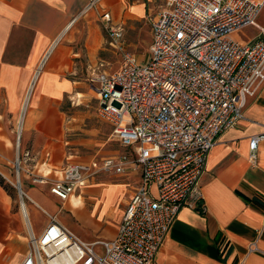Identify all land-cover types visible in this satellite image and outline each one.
I'll return each mask as SVG.
<instances>
[{"label":"built area","instance_id":"built-area-1","mask_svg":"<svg viewBox=\"0 0 264 264\" xmlns=\"http://www.w3.org/2000/svg\"><path fill=\"white\" fill-rule=\"evenodd\" d=\"M100 1L89 0L82 12ZM263 9L264 0H166L151 19L148 57L127 55L118 70L91 77L100 116L135 156L68 160L61 178L53 180L26 171L61 200L104 172L139 170L140 182L113 238L84 241L49 215L40 234L29 232L22 264H155L180 211L204 209L200 179L208 155L264 85V25L258 22ZM101 16L111 39H121L123 30L110 12ZM248 27L257 29L251 39L235 36ZM261 140L264 133L251 136L252 159ZM18 188L26 195L21 182Z\"/></svg>","mask_w":264,"mask_h":264},{"label":"crops","instance_id":"crops-1","mask_svg":"<svg viewBox=\"0 0 264 264\" xmlns=\"http://www.w3.org/2000/svg\"><path fill=\"white\" fill-rule=\"evenodd\" d=\"M155 1L101 0L95 11L84 13L89 0H0V163L13 160L19 123L17 145L26 154L30 151L33 160L23 169L50 180L61 178L63 166L74 160V114L63 108L64 100L74 107V90L80 83L74 73L83 62L79 57L84 55V64L94 65L105 39L95 19L106 10L116 26L133 23L145 17L147 4ZM262 133L264 85L248 98L245 117L219 136L208 155L200 179L204 209L180 211L155 264H264V140L255 159L250 149L251 136ZM25 175L26 185L23 181L21 186L35 210L55 215L84 241L93 242L116 235L141 173L98 174L66 200L52 194L48 183H33ZM108 193H116L112 201ZM0 198L9 206L10 197L1 189ZM22 203L29 232L40 234L49 220L37 233L29 216L31 206ZM74 222L82 230H74ZM16 242H7V256L0 257V264H22L27 252L15 250ZM3 245L0 240V255Z\"/></svg>","mask_w":264,"mask_h":264},{"label":"rangeland","instance_id":"rangeland-1","mask_svg":"<svg viewBox=\"0 0 264 264\" xmlns=\"http://www.w3.org/2000/svg\"><path fill=\"white\" fill-rule=\"evenodd\" d=\"M165 2L166 0L149 2L147 5L150 10L147 15L133 23H116L123 30V37L118 41H113L105 30L101 16L102 12L95 19L104 34L103 48L99 52L94 65L88 66L86 63L84 64L86 62L84 55L79 57V61L83 62L80 65L78 63V69L74 73V78L80 81L74 90V107L71 106V103H67V99L64 100L63 104V108L69 114H74V160L99 159L117 154H127L130 157L135 156V149L132 146L122 145L114 136L112 126L100 116L98 110L99 90L94 84H91V77L99 72H113L118 70L125 62L127 55H132L138 60H144L148 57L149 43L151 40V19ZM95 9L97 8L90 9V13L93 10L95 11ZM258 22L264 25V9L258 18ZM78 23L79 27L82 26L84 30L85 25L83 19H80ZM256 33L257 29L255 27H248L237 32L235 36L240 39L249 40ZM82 42H79L78 46ZM19 126L20 124L18 123V129L15 134L13 160L1 161L3 164L0 163V170H3L6 175L8 174V178L4 177L7 189L1 184L0 189L10 197L9 206H6V203L0 198V240L4 244L0 257L7 256L6 244L11 239L18 241L14 244L15 250L18 249L24 251V253L27 252L29 247L28 232L30 229V221L28 217L26 218V214L22 209V204H24L22 203L23 200L27 203L28 208L31 206L29 216L37 233L40 232V228L49 220V217L45 213L34 209L26 195L23 194L22 196L18 188L19 182L22 183L24 181L26 185L25 178L27 175L25 174H27V171L22 166H25V164L28 165V163L33 161L32 153L29 151L27 155L20 145H17L18 140L20 141L21 139V135H19L21 129L19 130ZM70 144L69 147L72 146ZM68 151L73 152L71 148ZM18 156L21 160L20 166L17 162ZM0 174L3 176L1 172ZM107 178L105 177L104 179L106 180ZM110 179L113 182L116 181L115 178L111 177ZM22 188L25 189L24 187ZM103 191L106 193V190ZM115 194H110V201L113 200ZM110 195L108 193V198H110ZM109 204L110 202L107 203L106 208ZM79 206L80 204L75 205L74 209ZM105 216L110 217L107 213H105ZM111 219H114V217H111ZM74 230L80 231L82 228L74 222Z\"/></svg>","mask_w":264,"mask_h":264},{"label":"bare ground","instance_id":"bare-ground-1","mask_svg":"<svg viewBox=\"0 0 264 264\" xmlns=\"http://www.w3.org/2000/svg\"><path fill=\"white\" fill-rule=\"evenodd\" d=\"M68 28H69V26H68ZM27 103H28V99L26 100V104H25V108H26V106H27ZM23 118H21V120H22ZM20 123L22 124V122L20 121ZM20 128H21V125H20ZM76 197V199L78 200V201H82V198L81 197H78V196H75ZM22 209H23V211H26V209H25V204H22ZM28 217V216H27ZM26 217V218H27Z\"/></svg>","mask_w":264,"mask_h":264},{"label":"trees","instance_id":"trees-1","mask_svg":"<svg viewBox=\"0 0 264 264\" xmlns=\"http://www.w3.org/2000/svg\"><path fill=\"white\" fill-rule=\"evenodd\" d=\"M0 184L5 188L7 189V185L5 184V179L4 177L0 174Z\"/></svg>","mask_w":264,"mask_h":264}]
</instances>
